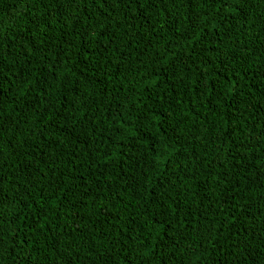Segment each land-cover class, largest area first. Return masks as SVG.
<instances>
[{
	"label": "trees",
	"instance_id": "1",
	"mask_svg": "<svg viewBox=\"0 0 264 264\" xmlns=\"http://www.w3.org/2000/svg\"><path fill=\"white\" fill-rule=\"evenodd\" d=\"M0 88V264H264V0H0Z\"/></svg>",
	"mask_w": 264,
	"mask_h": 264
},
{
	"label": "snow or ice",
	"instance_id": "2",
	"mask_svg": "<svg viewBox=\"0 0 264 264\" xmlns=\"http://www.w3.org/2000/svg\"><path fill=\"white\" fill-rule=\"evenodd\" d=\"M3 95V89L0 88V96ZM0 182H2V180H0ZM21 243H26V241L24 239H21Z\"/></svg>",
	"mask_w": 264,
	"mask_h": 264
}]
</instances>
